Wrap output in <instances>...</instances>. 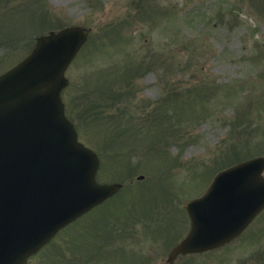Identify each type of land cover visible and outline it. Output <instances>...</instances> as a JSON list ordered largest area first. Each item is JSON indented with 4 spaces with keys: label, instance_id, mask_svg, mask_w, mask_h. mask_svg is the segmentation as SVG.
I'll return each mask as SVG.
<instances>
[{
    "label": "rangeland",
    "instance_id": "1",
    "mask_svg": "<svg viewBox=\"0 0 264 264\" xmlns=\"http://www.w3.org/2000/svg\"><path fill=\"white\" fill-rule=\"evenodd\" d=\"M66 26L88 33L64 70L65 115L97 181L123 186L25 264H162L188 230L182 204L264 156V0H0V72ZM174 264H264V209Z\"/></svg>",
    "mask_w": 264,
    "mask_h": 264
},
{
    "label": "water",
    "instance_id": "2",
    "mask_svg": "<svg viewBox=\"0 0 264 264\" xmlns=\"http://www.w3.org/2000/svg\"><path fill=\"white\" fill-rule=\"evenodd\" d=\"M88 29L38 36L31 52L0 75V264H25L54 234L115 193L95 179L99 160L64 115V70ZM264 157L218 172L187 203V235L167 259L202 252L237 236L264 208Z\"/></svg>",
    "mask_w": 264,
    "mask_h": 264
},
{
    "label": "flooded vegetation",
    "instance_id": "3",
    "mask_svg": "<svg viewBox=\"0 0 264 264\" xmlns=\"http://www.w3.org/2000/svg\"><path fill=\"white\" fill-rule=\"evenodd\" d=\"M123 226H124V225H122V227H120V229H123ZM126 229H127V230H131V228H130V224H128V228H126ZM134 231H135V230L133 229V232H134ZM123 232H124L125 234H127L126 231L122 230V233H123ZM127 236H130V235L127 234ZM178 257H182V256H181V255H177L176 258H175V260H176ZM175 260H174V262H175ZM174 262H173V264H174ZM168 263H169V262L167 261V259H165L164 262H163L162 264H168ZM169 264H170V263H169Z\"/></svg>",
    "mask_w": 264,
    "mask_h": 264
}]
</instances>
